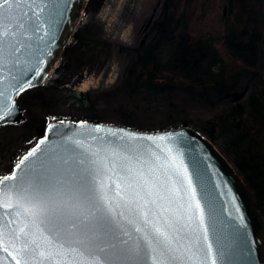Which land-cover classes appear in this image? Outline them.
<instances>
[{
	"label": "water",
	"instance_id": "obj_1",
	"mask_svg": "<svg viewBox=\"0 0 264 264\" xmlns=\"http://www.w3.org/2000/svg\"><path fill=\"white\" fill-rule=\"evenodd\" d=\"M90 0H0V126ZM0 264H264V218L202 131L54 119L0 177Z\"/></svg>",
	"mask_w": 264,
	"mask_h": 264
},
{
	"label": "rangeland",
	"instance_id": "obj_2",
	"mask_svg": "<svg viewBox=\"0 0 264 264\" xmlns=\"http://www.w3.org/2000/svg\"><path fill=\"white\" fill-rule=\"evenodd\" d=\"M156 21L161 23L154 26ZM86 24L100 28L103 37L113 43L112 54L102 67H95L90 71L89 68L86 69L83 80L73 88L77 93L105 91L106 93L102 92L104 95L94 96L98 102L95 108L98 114L105 115V120L113 122L126 116L115 105L114 100L119 96L128 79V71L133 67L134 52L131 48L139 45L147 48L157 43L161 45L158 57L169 51H176L180 55L179 45L184 42L196 46L202 44V48L204 45L209 48L213 54L209 62L212 70H218L221 64L229 76L226 82L230 87L218 94L231 93L223 101L219 96L221 103L207 104L216 106L212 118L205 108H195L197 102L186 103L189 105L186 109L181 107L182 104H174L172 110L158 107L159 113L130 115L151 123L150 127L154 128L152 130L182 126L178 117H186L189 113L192 117L187 118L186 125L199 130H204L203 121H206L208 127L211 124L210 129L213 128V122L218 121L220 126L214 129L215 143L238 172L242 170V177L253 186L250 187L246 182L264 218V147L262 155L256 157L259 146L264 142V130L260 126L254 129L264 113L263 108V113L260 111L262 102L264 103V0H106L97 11L85 10L77 29ZM171 39L176 43L171 45ZM181 57L184 58L182 54ZM58 73L53 69L44 84L52 83ZM232 73L236 76L233 84ZM156 75L162 78L157 80L162 86L156 92H163L171 95L170 97L175 96L178 91L187 93L190 77L181 76L168 68L159 69ZM22 99H26L25 94L19 98L20 101ZM235 100L245 103L247 112L250 113L243 114L245 118L242 122V111L240 115L232 116L227 114L228 111L219 112L223 105H235ZM72 101L70 99L68 102L58 103L53 110H75ZM22 103L26 107L24 121L0 126V177L14 168L15 161L12 157L16 144L20 141L26 143L22 141L23 135L29 134L40 123L41 117L47 115L43 109L36 111L33 107H28L26 102ZM169 119L175 122H167ZM233 120L234 127L230 124ZM240 122V126L235 124ZM247 125L251 126L250 132L245 133L247 136L243 140H239L241 132H237L238 129L242 131ZM254 161L258 162V169L263 171L262 174L257 175L250 168Z\"/></svg>",
	"mask_w": 264,
	"mask_h": 264
},
{
	"label": "trees",
	"instance_id": "obj_3",
	"mask_svg": "<svg viewBox=\"0 0 264 264\" xmlns=\"http://www.w3.org/2000/svg\"><path fill=\"white\" fill-rule=\"evenodd\" d=\"M105 1L106 0H90L86 10L97 11ZM160 23L161 21H156L154 26H158ZM164 24H166V22H164ZM72 36L73 39L71 43L65 47L58 64L54 68V70L59 73L52 83H46L26 89L19 95L20 98L25 94L26 99H22L21 101L24 103L26 102L27 104H25L28 105V107H33L36 111L43 109L47 115H43L46 117H41L40 123L35 125L34 129H32L29 134L23 135L22 141H25L26 143L20 141L16 144L15 152L13 154L14 156L12 157L14 158L15 164L25 151L44 136L46 125L54 119H88L95 122L112 124L119 123L136 129L152 130L154 128L150 127L151 123L143 122L130 114L138 116L139 113H159L158 107H165L172 110L174 109V107H172L174 104H182L181 107L186 109L189 107L186 103L197 102L196 104L198 105H196L195 108H205L209 111L212 118L216 110V106L214 105L221 103V101L218 100V97L221 96L219 99H222L223 101L231 96V93L229 92L221 95L218 94L226 87H230L226 82V78L229 76L225 67L221 64H219L220 67L218 70H212L209 62L213 57V54L209 51V48L206 45H204L205 48L203 46V49L201 47L202 44L196 46L190 45L186 42L180 43V55L176 51H169L160 57H158V53H160L158 48L161 45L155 43L147 48L143 45H139L138 47L131 48L134 52L133 67L128 71V79L123 84L122 90L119 94L116 92L117 89L114 90V92L119 95L118 97H115V105L119 107L120 111L125 112L126 116L123 115L118 122L105 120V115L98 114L97 109L95 108V104L98 102L94 99V96L104 95L102 92H106L102 91L97 93L84 91L77 93L73 86L76 85L77 82L83 80L86 69L89 68L88 70L90 71L95 67L100 68L108 61L112 54L113 43L103 37L99 27H91L87 24L76 29ZM171 42V45L176 43L174 39H171ZM181 54L184 58L181 57ZM168 62L170 63L169 65H167ZM161 68H168L179 73L181 76L190 77L191 79L188 83L187 93H180L178 91L175 93V96L170 97L171 95H166L163 92H156L162 86L157 82V80L162 78L156 75ZM154 72L155 74H152ZM235 78L236 76H233L232 73V84L235 81ZM70 99H73L71 104L75 105V110L70 108L67 111L53 110L58 103L68 102ZM234 102L235 105H232L233 103L223 105L219 112L228 111L227 114L232 116L235 114L240 115V112L242 111V122L245 118V115L243 114L250 115V113L247 112L245 103L237 100ZM262 104L260 111L263 113L264 103L262 102ZM208 106L210 108H207ZM189 117H192L191 113L186 117H178V120H180L182 125H186L187 118ZM169 118L172 119L171 117ZM36 119L38 120V118ZM170 119L167 122H175L170 121ZM241 122L235 124L240 126L242 125ZM203 123L204 130L201 129L200 131L215 143L216 137L214 136V129L219 127L220 123L214 121L213 128L211 129V124L208 127L206 121H203ZM230 124L234 127V120ZM257 126H260L261 129L264 130V113L254 126V129ZM157 129L158 128L155 130ZM250 130V125H247L242 131L241 129H238L237 132H241L238 135L240 138L239 140H243L247 136L245 133L248 134ZM262 134L260 136H262ZM230 142L231 141H229V144ZM260 146L256 155L258 158L262 155L261 150L264 147V142ZM252 164L253 165L250 168L257 175L263 173L262 170L260 171L258 169V162ZM245 181L250 187H253L246 178Z\"/></svg>",
	"mask_w": 264,
	"mask_h": 264
}]
</instances>
